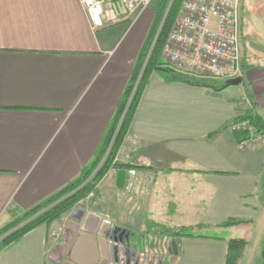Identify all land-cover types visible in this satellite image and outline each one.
Here are the masks:
<instances>
[{"label": "crops", "instance_id": "1", "mask_svg": "<svg viewBox=\"0 0 264 264\" xmlns=\"http://www.w3.org/2000/svg\"><path fill=\"white\" fill-rule=\"evenodd\" d=\"M159 4L152 0L134 23L95 31L80 0H0V229L92 161ZM242 44L240 84L152 73L117 158L124 167L105 176L86 211L121 228L129 246L143 251L147 232L171 253L172 239L156 228H192L177 239L171 264H225L228 241L255 224L264 145L240 149L230 123L247 112L264 123V46L247 42L245 28ZM119 169L127 170L123 188ZM61 219L3 249L0 264H76L68 254L81 230ZM229 219L246 222L223 227ZM115 252L102 243L98 264H115Z\"/></svg>", "mask_w": 264, "mask_h": 264}, {"label": "built area", "instance_id": "2", "mask_svg": "<svg viewBox=\"0 0 264 264\" xmlns=\"http://www.w3.org/2000/svg\"><path fill=\"white\" fill-rule=\"evenodd\" d=\"M241 2L183 1L162 52L163 59L174 74L196 81L242 77ZM80 3L87 13L91 28L96 31L122 21L134 23L152 0H80ZM230 129L243 134L244 138L239 142L240 149L264 145V130L250 119L234 120L230 123ZM58 233L53 235L58 236ZM147 261L150 264V258L144 262ZM156 262L153 258V264ZM134 263L133 259L130 264ZM115 264L127 263L119 261Z\"/></svg>", "mask_w": 264, "mask_h": 264}, {"label": "trees", "instance_id": "3", "mask_svg": "<svg viewBox=\"0 0 264 264\" xmlns=\"http://www.w3.org/2000/svg\"><path fill=\"white\" fill-rule=\"evenodd\" d=\"M183 1L184 0H173L172 2L171 0L160 1L154 23L141 48L130 80L119 101L116 113L92 161L83 169L77 178L69 182L60 191L19 215L14 213L11 222L0 229V252L19 242L23 236L38 226L42 224H51L61 219L66 213L71 211L79 201L87 198L95 191L100 182L112 169L124 167V164L119 163L117 158L129 136L131 124L152 73L159 71L168 79L179 78H177L172 69L168 67L167 62L162 57V52L170 32L173 29ZM169 5V12L163 22ZM162 22L161 31L144 68L145 61ZM243 29L242 25V32ZM229 85L230 83L225 82L223 87ZM238 119H250L259 129H264V123L261 118L252 113L247 112L243 117ZM238 134V142H240L244 136L242 133ZM244 222L246 221L229 219L224 222L222 226L228 227L239 225ZM156 231L161 235L170 237L172 241L180 237L194 234V229L185 227L168 228L162 226L156 228ZM246 245L247 241L245 239H230L228 241V255L225 264H237ZM164 254L163 256L165 257ZM156 260L159 262L160 258ZM169 263L170 262L167 261V264Z\"/></svg>", "mask_w": 264, "mask_h": 264}, {"label": "water", "instance_id": "4", "mask_svg": "<svg viewBox=\"0 0 264 264\" xmlns=\"http://www.w3.org/2000/svg\"><path fill=\"white\" fill-rule=\"evenodd\" d=\"M173 0H171L172 2ZM171 5V4H170ZM170 5L166 11L163 22L169 12ZM163 22L160 25L156 38L152 44L148 57L145 61L144 68L148 62L150 54L156 43L158 35L161 31ZM143 68V69H144ZM242 77H236L227 80L230 84H240L242 83ZM127 176L126 169H119L117 172V185L120 188L125 186ZM71 218L76 221V231L81 230L80 234L76 238L74 244L69 250V258L76 264H98L99 261V247L102 243L108 241V244L112 245L115 249L116 258L114 262L123 261L127 264L134 259L136 264H140L141 257L143 256L137 247H131L124 242L122 237V229L119 227H114L108 221H102V218L93 213L86 212L82 208H76L72 214ZM171 254L173 255L171 264L174 258L178 255V245L177 239H174L171 244ZM144 257L148 260L150 258L149 254H144ZM153 258H150V264H153Z\"/></svg>", "mask_w": 264, "mask_h": 264}, {"label": "rangeland", "instance_id": "5", "mask_svg": "<svg viewBox=\"0 0 264 264\" xmlns=\"http://www.w3.org/2000/svg\"><path fill=\"white\" fill-rule=\"evenodd\" d=\"M153 1L157 3L160 2V0ZM241 11L247 42H251L252 38H256L260 42V44L264 46V0H242ZM251 49L252 48H249V50ZM90 195L87 198L79 201L71 211H69L62 217V219L60 220L62 227H64V224H66V222L71 219L70 215L76 208H82L86 211L94 209L93 202L95 199H89ZM259 202L261 206L259 207L258 213L256 214V222L253 227L245 226L240 233L234 234L235 237H243L248 242L247 247H245L246 251L244 250V257L239 264H264V195L261 196V200H259ZM136 214L137 213L131 214V217H134L135 219ZM132 227L133 230L137 229L135 223L132 224ZM147 234L148 233L145 232L147 239H144L142 242L143 244L145 241L144 246H142L143 251L147 250L146 254H153L150 255L151 259L152 256H154L155 259H157V256H160L159 261L162 262V264L163 262L167 264V261H170V258L172 257V254L166 251L167 248L165 245H167V243L161 244L160 237L150 239L149 235ZM162 250H164L163 254L164 252L166 254H164L165 257H162ZM155 264L161 263L156 262Z\"/></svg>", "mask_w": 264, "mask_h": 264}, {"label": "flooded vegetation", "instance_id": "6", "mask_svg": "<svg viewBox=\"0 0 264 264\" xmlns=\"http://www.w3.org/2000/svg\"><path fill=\"white\" fill-rule=\"evenodd\" d=\"M140 252H141V254L143 255L142 257H141V260H142V262H141V264L142 263H144V261H146L147 259L144 257V254L146 255V253L145 252H143L142 250H140L139 248H137ZM142 249V248H141ZM144 264H149L148 263V261L147 262H145Z\"/></svg>", "mask_w": 264, "mask_h": 264}]
</instances>
